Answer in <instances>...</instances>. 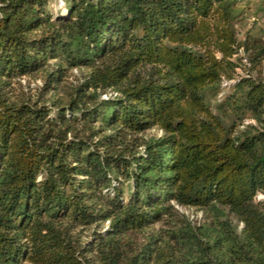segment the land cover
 Instances as JSON below:
<instances>
[{"label": "trees", "instance_id": "trees-1", "mask_svg": "<svg viewBox=\"0 0 264 264\" xmlns=\"http://www.w3.org/2000/svg\"><path fill=\"white\" fill-rule=\"evenodd\" d=\"M63 1L0 0V264H264V34L238 39L241 0ZM241 50L258 76L214 111Z\"/></svg>", "mask_w": 264, "mask_h": 264}, {"label": "rangeland", "instance_id": "rangeland-1", "mask_svg": "<svg viewBox=\"0 0 264 264\" xmlns=\"http://www.w3.org/2000/svg\"><path fill=\"white\" fill-rule=\"evenodd\" d=\"M238 5L241 10V13L236 18L234 24L238 39L242 40L247 32H250L255 36L263 35L264 34V0H241L238 3ZM49 9L54 16L66 14L65 2L63 0H51ZM247 56L248 54H245L241 50L238 54V57L235 58V61L238 63L235 72L236 79L222 81L221 93L219 94L218 97L212 98L210 101L211 107L213 108L214 111L217 110V106L219 102L223 101L225 99V96H228V94L234 92V85L237 79L248 77L250 75L252 77L258 76L257 70L249 69V62ZM240 57H242V61L240 60ZM85 72H86L85 70L82 72L79 69H73L70 71V79L72 81H75L78 78H81ZM40 84H41V80L39 78L24 77L20 80H16L13 82L11 87V91H12L11 94L13 96H18V97H22L25 94H33L37 89V86ZM254 122H255L254 119L248 117L245 119L244 123L248 124ZM159 134L160 131L155 128L144 133L143 136L151 137ZM263 197L264 195L260 193L256 199L260 200ZM175 207L178 211V215H177L178 219L176 221L177 224L181 222L183 217L190 220L191 224L196 227L208 222L204 212L200 209L194 207H184L179 205H175ZM228 216L233 223L238 224V231L240 232L243 227V224L238 220V218L233 213H229ZM169 221L171 220L165 218L164 220L147 227L144 231L133 234L131 238L138 243H143L147 240V238L150 235L156 234L157 232L162 233L163 231L170 229V227L174 224H170ZM108 224L109 221H107L103 225V227L106 228ZM94 229H95L94 227H91L86 231H84L83 239L84 240L90 239Z\"/></svg>", "mask_w": 264, "mask_h": 264}]
</instances>
